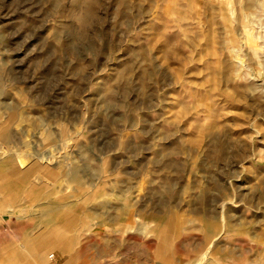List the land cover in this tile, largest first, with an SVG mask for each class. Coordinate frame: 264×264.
Instances as JSON below:
<instances>
[{"label": "rangeland", "instance_id": "rangeland-1", "mask_svg": "<svg viewBox=\"0 0 264 264\" xmlns=\"http://www.w3.org/2000/svg\"><path fill=\"white\" fill-rule=\"evenodd\" d=\"M0 217L18 264H264V0H0Z\"/></svg>", "mask_w": 264, "mask_h": 264}, {"label": "crops", "instance_id": "crops-1", "mask_svg": "<svg viewBox=\"0 0 264 264\" xmlns=\"http://www.w3.org/2000/svg\"><path fill=\"white\" fill-rule=\"evenodd\" d=\"M2 219L3 218L0 217V226L2 224L1 223L2 222ZM68 219L70 221H72L74 219L73 222L75 223V225H77L78 222L81 223V225H82V214H80L78 216V215H76L74 213V215L72 214L70 217H65V221L66 222H67ZM3 237H5V236H2L1 237L2 240H0V264H18L19 263V259H20L19 254L16 253V252H13V251L8 250L6 239L4 240ZM52 243H53V241H51V240L49 241L48 240V247ZM60 243H61V249H60L61 254L58 251H57V253H59L60 256L63 255V254H65L68 257H70V255H69V253H68L67 250H69V248L71 247V242L69 243L67 241H63V242L61 241ZM38 264H48V263L46 262V260L44 259L43 256L42 257L40 256Z\"/></svg>", "mask_w": 264, "mask_h": 264}, {"label": "bare ground", "instance_id": "bare-ground-1", "mask_svg": "<svg viewBox=\"0 0 264 264\" xmlns=\"http://www.w3.org/2000/svg\"><path fill=\"white\" fill-rule=\"evenodd\" d=\"M87 210H88V209H87ZM38 216H39V215H38ZM45 244H46V241L40 239V240H37V243L34 244V247H33V248H35L34 250H38V249H40V248L45 247V246H46ZM66 246H67V245H66Z\"/></svg>", "mask_w": 264, "mask_h": 264}, {"label": "built area", "instance_id": "built-area-1", "mask_svg": "<svg viewBox=\"0 0 264 264\" xmlns=\"http://www.w3.org/2000/svg\"><path fill=\"white\" fill-rule=\"evenodd\" d=\"M48 257H49V258H52V257H53V254H49Z\"/></svg>", "mask_w": 264, "mask_h": 264}]
</instances>
